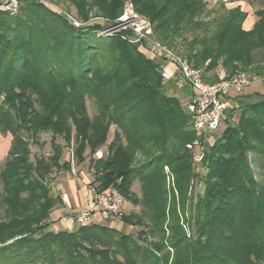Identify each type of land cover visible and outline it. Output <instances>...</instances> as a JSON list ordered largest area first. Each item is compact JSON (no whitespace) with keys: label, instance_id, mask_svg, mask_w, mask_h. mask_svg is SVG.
<instances>
[{"label":"trees","instance_id":"trees-1","mask_svg":"<svg viewBox=\"0 0 264 264\" xmlns=\"http://www.w3.org/2000/svg\"><path fill=\"white\" fill-rule=\"evenodd\" d=\"M207 8L205 0H168L152 16L153 21L163 20L155 33L174 46L176 39L182 38L183 24L194 23L204 16ZM79 14L87 19V14L81 11ZM240 14H235L226 26L221 24L223 37L240 31L231 26ZM246 18L247 15L244 21ZM128 41L115 36L98 39L93 28H75L61 10L43 0H23L15 11L0 7V95L7 99L19 97L17 89L29 85L52 98V113L66 112L82 96L95 95L91 92L92 80L101 62V112L103 107L106 112L116 111L111 124L122 132L115 135L108 147L109 160L115 169L121 168L118 155L138 150L145 158L129 173L150 179L146 184L151 186L145 190L147 197L161 196L163 168L176 164L173 152L180 151L181 146L175 148L183 142L187 147L198 136L194 130L193 133L186 130L192 127L187 103L163 93L165 84L169 85L168 90H175V82L170 79L165 82L163 67ZM195 44L189 47L185 59L190 62L194 58L198 64L203 61V53ZM260 46L264 47V37ZM237 101L238 107L227 112L226 130L204 158L208 177L201 222L205 230L217 220V229L231 233L229 237L220 235L227 239L226 244L243 243L256 258L264 254V185L258 188L245 152L264 155V94L243 95ZM22 103V99L18 100V105ZM238 113L240 118L234 122ZM52 117L51 114L44 121L55 122ZM107 139L108 133L103 142ZM187 151L193 160L188 148ZM172 169L179 178L175 168ZM186 173L190 175V169ZM95 190L114 191L109 180ZM126 197L133 199L129 194ZM134 199L139 202L137 197ZM164 208L160 207V214L164 213L165 219ZM124 219L131 224L129 217ZM164 219L159 217L158 226ZM41 221L40 217L34 219L36 229L23 225L17 231L7 232L8 235L0 228V264H136L139 258L149 255L136 240L104 224H85L79 230L61 233L47 230L46 226L47 232L43 233ZM138 223L143 224V219ZM208 235L201 234L200 241ZM12 240L15 241L7 244ZM219 251L224 253L222 259L240 264L231 249ZM186 264H207L194 244L188 250Z\"/></svg>","mask_w":264,"mask_h":264},{"label":"rangeland","instance_id":"rangeland-1","mask_svg":"<svg viewBox=\"0 0 264 264\" xmlns=\"http://www.w3.org/2000/svg\"><path fill=\"white\" fill-rule=\"evenodd\" d=\"M43 1L61 10L65 18H73L83 27L93 28L98 39L115 36L128 41V36L133 35L131 24L137 21L144 22L152 30L153 41L183 58L196 42L195 48L202 50L203 61L196 64L192 58L190 62L202 71L204 80L209 84L217 83L222 76L232 79L242 73L255 82L264 81V47L260 46L264 37V0H243V9L240 6L227 7L225 3L208 6L203 17L195 19L194 23L183 24L182 38L176 39L174 46L168 45L155 33L156 26L163 20H152V16L162 10L168 0ZM80 11L87 14V19L80 17ZM246 11H251L255 20L250 30L244 28V17H248ZM239 12L245 14L244 17ZM235 14L240 15L231 26L235 27L233 30L240 28V31L223 37L224 26ZM221 24L224 26L220 27ZM128 42L163 69L166 64L172 63L158 51H147V46H151L145 41ZM98 68L92 80L91 92L95 95L82 96L66 112L52 113V98L41 95L39 89L29 85L17 89L19 97L7 99L0 95V228L4 229L3 232L17 231L23 225L36 229L38 225L33 224L37 217L42 220L40 230L43 233L47 230L56 233L79 230L82 225L74 220V216L87 209L81 207L80 193L86 190L94 198L95 187L100 188L109 180L114 191L123 194L125 203L120 217L100 224L130 236L145 249L149 255L139 258L136 264H186L191 244L195 245L197 253L207 264H232L221 258L224 253L219 250L222 248L231 249L234 256L240 259V264H264V254L255 258L243 243L226 244L227 239L220 235L229 237L231 233L228 230L222 233L221 229H217V220L210 228H202L208 168L204 160L195 164L188 157L184 142L175 148L181 146L180 151L173 152L177 156L174 159L176 164L163 168L164 191L161 196L147 197L146 192L151 186L146 184L150 179L129 173L145 158L138 150L121 152L118 161L122 167L114 168L109 160L108 147L115 135H122V132L116 124H111L116 111L106 112L103 107L101 112V62ZM164 78L166 82L168 79ZM168 88L169 85L165 84L163 93L176 96ZM229 93L232 96L236 94L233 89ZM253 94H256L253 86L244 88L245 96ZM20 99L23 103L18 105ZM51 114L55 122L44 121ZM239 118V113L235 114L233 121L237 122ZM227 126L223 121L216 134L208 141L204 140L205 155ZM186 130L194 132L192 127ZM107 133L108 139L103 142ZM245 155L261 189L264 185V155L249 151ZM188 169L190 175L186 173ZM127 194L133 199L126 197ZM136 197L139 202H135ZM84 198L87 199V196L84 195ZM160 207H165V219L164 213L163 216L160 214ZM123 217H129L131 224H127ZM159 217L164 219L161 226H158ZM140 218L143 224H137ZM201 234L209 235L200 241Z\"/></svg>","mask_w":264,"mask_h":264},{"label":"built area","instance_id":"built-area-1","mask_svg":"<svg viewBox=\"0 0 264 264\" xmlns=\"http://www.w3.org/2000/svg\"><path fill=\"white\" fill-rule=\"evenodd\" d=\"M21 1L23 0H5L0 3V7L15 11ZM73 23L77 28L81 26L76 20H73ZM131 28L133 35L129 37L130 41H145L147 45L151 46V48L147 46V51L152 49L153 52L162 53L165 60H170L178 68L181 80L192 88L193 92L187 103V111L191 115L192 128L198 137L188 144L187 148L193 155L195 164H200L205 158V148L202 143L216 134L225 121L227 112L238 107L237 100L244 95V88L250 86L254 81L242 73L232 79L222 76L217 83L209 84L204 80L202 71L194 68L187 59L153 41L152 30L147 28L144 22L135 21L131 24ZM163 75L166 79H170L166 72ZM231 89L236 92L233 96L229 93ZM124 203L123 197L115 191L108 190L103 193L95 191L94 205L76 214L75 220L79 225H85L102 223L111 218L120 217Z\"/></svg>","mask_w":264,"mask_h":264},{"label":"crops","instance_id":"crops-1","mask_svg":"<svg viewBox=\"0 0 264 264\" xmlns=\"http://www.w3.org/2000/svg\"><path fill=\"white\" fill-rule=\"evenodd\" d=\"M205 2H207L208 6L210 5H218L219 3H225V5L228 6H232V7H241L243 9V6L245 5V2L243 0H205ZM248 13V17L244 23V28L246 30H250L252 29V26L255 22L254 18H253V13L251 11H246ZM165 72L166 74L170 77V80L172 82H175V90H173L176 93V96L182 100L185 103H188L190 96L192 95V88L188 85L185 84L178 73V68L172 64V63H168L165 66ZM256 81V80H255ZM253 82L250 86L254 88V92L255 93H259V94H264V81L263 82H259L257 80V82ZM182 98V99H181ZM81 196V201H82V208L83 209H88L91 208L94 205V198L90 197V193L88 194V191H82L80 193ZM84 195L87 196V199L84 198ZM68 200V198H67ZM69 201V200H68ZM81 208V209H82Z\"/></svg>","mask_w":264,"mask_h":264},{"label":"water","instance_id":"water-1","mask_svg":"<svg viewBox=\"0 0 264 264\" xmlns=\"http://www.w3.org/2000/svg\"><path fill=\"white\" fill-rule=\"evenodd\" d=\"M73 20H75V19L71 18L70 21H71V23L73 24V26H75V24L73 23ZM76 21H77V20H76ZM77 22H78V21H77ZM78 23H80V22H78ZM80 24H81V23H80ZM81 26L83 27V24H81ZM81 26H80V27H81ZM75 27H76V26H75Z\"/></svg>","mask_w":264,"mask_h":264}]
</instances>
